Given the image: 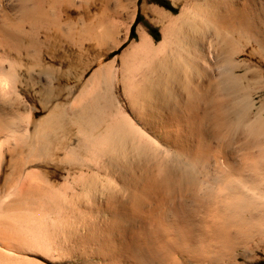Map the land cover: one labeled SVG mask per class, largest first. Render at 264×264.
<instances>
[{"label": "bare ground", "instance_id": "bare-ground-1", "mask_svg": "<svg viewBox=\"0 0 264 264\" xmlns=\"http://www.w3.org/2000/svg\"><path fill=\"white\" fill-rule=\"evenodd\" d=\"M73 1L0 0V264H252L264 0Z\"/></svg>", "mask_w": 264, "mask_h": 264}, {"label": "rangeland", "instance_id": "rangeland-1", "mask_svg": "<svg viewBox=\"0 0 264 264\" xmlns=\"http://www.w3.org/2000/svg\"><path fill=\"white\" fill-rule=\"evenodd\" d=\"M5 1V0H4ZM12 1H14V2H17V0L15 1V0H12ZM79 1V3H78V6H80L81 4L83 5L84 3V1L85 0H82L81 2L82 3H80V0H75V1H73V3H75L76 4V6H77V2ZM86 2V1H85ZM145 1L144 0H137L136 1V3L134 4V6H133V4H132V8L134 9H132V11L133 12H135L134 13V19H133V21H132V23L130 24V27H129V29H128V34L126 35V37H124L122 40H121V42H120V44L117 46V47H115L114 49H112L111 48V50H109L108 52H107V54H106V57H105V60H112V59H117V61H118V57L120 56V54L131 44V43H133V42H135L137 39H138V29L140 28V27H143L144 29H145V31L154 39V41L155 42H157L158 40H160L161 39V30H160V27H159V25L155 22V19H154V17H152L150 14V20H146V15H145V13L143 12V10H142V6H141V4H143ZM176 3V2H175ZM74 4V5H75ZM80 4V5H79ZM156 5V6H158V7H160V8H162V9H164L165 11H169L171 14H173V15H175V14H177L178 12H179V9H180V7H181V5H182V3L181 2H177L176 4H174L173 3V1L172 0H148V2H147V6L148 5ZM75 6V7H76ZM143 12V13H142ZM153 20H154V22H153ZM151 21V22H150ZM117 57V58H116ZM254 62V61H253ZM96 67V65L95 64H91L90 66H88V68H87V70H86V72H85V74H84V78H87V76H89V74H90V72L94 69ZM113 97H115V98H113V99H118V97L121 99V98H123V93H121L120 91H114V93H113ZM255 96V99H256V101L258 100V95H254ZM126 113H128V115H130V111H126ZM149 128L147 127V128H144V129H142V130H144L145 131V133L144 134H149V135H151V136H155V133L156 132H158V131H153V130H148ZM143 131V132H144ZM151 133V134H150ZM154 133V134H153ZM157 134H159V133H157ZM156 134V135H157ZM156 139L158 140V137H156ZM59 182H61V181H63L62 180V177H59ZM68 183H70V182H68ZM68 183L66 182L65 184L67 185H65V189H67L68 188ZM70 185V184H69ZM69 190V191H68ZM68 190L66 191L67 192V194H70V186H69V188H68ZM249 252V250L248 249H239V250H237L236 251V253L238 254V255H240L239 256V258H238V263H245L244 261H245V258H243L242 257V255H244V254H247ZM255 254H256V256L257 257H259L257 260H255L252 264H264V250L263 249H257V250H255ZM37 255H39V256H37ZM35 257H37V258H39V259H41V260H43L44 262H48L47 260H46V258H44L43 256L41 257L40 256V254H36L35 255ZM178 257H179V260H181V261H183V262H186V264H193V263H187V261H186V259H185V256H182V255H178ZM74 257H72L70 260H73V261H71L72 262V264H81V261H80V259L78 258V259H73ZM184 258V259H183ZM49 264H56V263H49Z\"/></svg>", "mask_w": 264, "mask_h": 264}, {"label": "snow or ice", "instance_id": "snow-or-ice-1", "mask_svg": "<svg viewBox=\"0 0 264 264\" xmlns=\"http://www.w3.org/2000/svg\"><path fill=\"white\" fill-rule=\"evenodd\" d=\"M8 84L5 83L4 74L0 73V89L7 88Z\"/></svg>", "mask_w": 264, "mask_h": 264}]
</instances>
